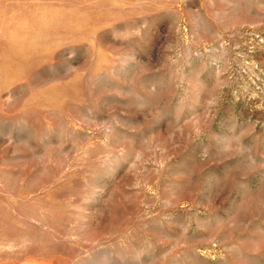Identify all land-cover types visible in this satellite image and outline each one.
Listing matches in <instances>:
<instances>
[{"label":"rangeland","instance_id":"374dc122","mask_svg":"<svg viewBox=\"0 0 264 264\" xmlns=\"http://www.w3.org/2000/svg\"><path fill=\"white\" fill-rule=\"evenodd\" d=\"M0 264H264V0H0Z\"/></svg>","mask_w":264,"mask_h":264}]
</instances>
